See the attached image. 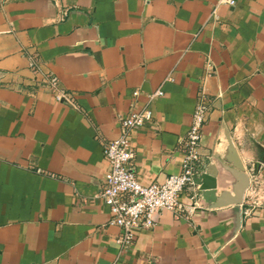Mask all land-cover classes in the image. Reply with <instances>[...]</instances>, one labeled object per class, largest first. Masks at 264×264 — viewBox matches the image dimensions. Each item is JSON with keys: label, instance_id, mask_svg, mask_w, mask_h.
I'll return each instance as SVG.
<instances>
[{"label": "crops", "instance_id": "obj_1", "mask_svg": "<svg viewBox=\"0 0 264 264\" xmlns=\"http://www.w3.org/2000/svg\"><path fill=\"white\" fill-rule=\"evenodd\" d=\"M218 1L0 0V264H264V0L221 4L216 23ZM158 88L153 123L131 135L138 180L181 171L203 91L199 170L216 189L209 202L185 190L191 214L164 211L122 250L101 140Z\"/></svg>", "mask_w": 264, "mask_h": 264}, {"label": "built area", "instance_id": "obj_2", "mask_svg": "<svg viewBox=\"0 0 264 264\" xmlns=\"http://www.w3.org/2000/svg\"><path fill=\"white\" fill-rule=\"evenodd\" d=\"M235 3V0H219L212 8L209 19L219 23V5L234 6ZM29 67L41 76V86L48 88L57 100L75 106L71 93L61 86L53 73L43 70L35 61L30 62ZM134 94L137 96L138 91H134ZM163 94L161 88L149 93L142 107L119 116L120 134L116 139L101 140L107 170L100 197L110 209L108 224L120 229L116 242L122 250L133 244L138 230L153 228L164 211L185 216L191 214L198 204L193 201L184 205L182 196L188 189L195 198L197 191L194 179L202 161L203 129L208 111L207 97L203 91L198 95L189 130L181 140L184 153L181 171L165 177L163 181L154 180L147 184L140 182L136 175L131 135L135 129L153 123L152 103Z\"/></svg>", "mask_w": 264, "mask_h": 264}, {"label": "water", "instance_id": "obj_3", "mask_svg": "<svg viewBox=\"0 0 264 264\" xmlns=\"http://www.w3.org/2000/svg\"><path fill=\"white\" fill-rule=\"evenodd\" d=\"M232 149V147H230ZM237 167H241L240 165L236 164ZM242 168V167H241ZM194 183L196 185L197 188V194L198 197L201 200H205V201H210L213 200V194L215 193V189H216V179H215V175L211 174L209 172H201V170H199V172L197 173L195 179H194ZM248 186V179L245 181L244 185L242 186L241 190H240V199L237 202V204L241 203L242 200V195L244 193L245 188ZM200 205L201 202H199Z\"/></svg>", "mask_w": 264, "mask_h": 264}]
</instances>
